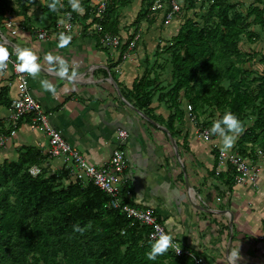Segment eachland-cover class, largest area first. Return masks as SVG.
<instances>
[{"label": "crops", "instance_id": "1", "mask_svg": "<svg viewBox=\"0 0 264 264\" xmlns=\"http://www.w3.org/2000/svg\"><path fill=\"white\" fill-rule=\"evenodd\" d=\"M31 26L42 29L34 20L27 24ZM27 27H23L26 33ZM20 36L18 46L30 47L41 65L36 76L28 74L34 97L51 125L90 163L108 162L118 145V131L129 133L122 149L129 164L125 198L131 204L154 208L167 231L202 264H264V153L259 154L263 150L256 149L248 157L259 171L257 187L236 185L233 171L219 159L221 138L207 141L190 130L183 141L168 130L164 120L168 111L158 102L151 104L153 117L137 107L130 92L146 75L140 48L123 60L120 50L101 46L98 36L85 32L65 47H58L56 37L40 43L36 38L25 42L23 38L29 37L24 32ZM48 54L63 57L75 67L76 79L50 71ZM42 80L55 86V94L44 90ZM1 91L9 92L13 100L17 83L0 72ZM7 115L8 107L0 106L4 127ZM47 145L44 133L22 123L17 136L0 149V160L16 161L24 146L44 154ZM44 165L50 172L59 171L62 162Z\"/></svg>", "mask_w": 264, "mask_h": 264}, {"label": "trees", "instance_id": "2", "mask_svg": "<svg viewBox=\"0 0 264 264\" xmlns=\"http://www.w3.org/2000/svg\"><path fill=\"white\" fill-rule=\"evenodd\" d=\"M88 2H84L83 14L74 12L75 18L84 22L89 20L91 9L85 4ZM19 3L22 7L27 3L25 9H28L37 6L38 0H19ZM11 6V0H0V28L11 12ZM69 6V11L73 12ZM230 9L228 2H218L214 6L219 19L216 28H201L185 16L175 38L174 85L166 95L172 101L171 108L175 109L166 123L173 136L177 131L175 123L185 119V113L176 101L181 91L185 92L184 97L192 103L196 114L207 105L216 108L220 116L225 110H231L240 120L249 109L264 115V82L256 93L252 91L249 74L244 75L231 59L238 52L239 34L244 32L247 24L241 14L230 15ZM183 12L184 9L181 14ZM250 15L254 16L255 23L264 27V7L251 8ZM26 21L27 18L24 26ZM223 81L229 82L232 90L225 89ZM150 85L151 82L142 78L133 85L130 93L136 99L137 107L153 117V97L146 92ZM8 93L0 92V106L9 109L12 100ZM256 100L260 101L259 105ZM159 121L164 123V120ZM0 134L9 135L2 123ZM240 142L238 152L245 157L254 155L256 148L264 149L263 116ZM249 145L251 147L247 148ZM45 162L46 157L40 150L25 147L18 161H6L0 166V187L10 182L14 174L17 188L14 202H10L7 195H0V264H191L189 259L176 257L169 250L157 260H149L146 256L151 243L147 238L148 228L129 221L117 210L108 209L110 197L93 184L83 186L71 182L66 188H58L60 182L67 180L65 174L45 178L46 169L42 176L33 177L29 173L32 166ZM25 167V175H19V169ZM125 202L130 203L127 198ZM87 228L98 233L94 244L85 242ZM59 256L63 263L58 262Z\"/></svg>", "mask_w": 264, "mask_h": 264}, {"label": "rangeland", "instance_id": "3", "mask_svg": "<svg viewBox=\"0 0 264 264\" xmlns=\"http://www.w3.org/2000/svg\"><path fill=\"white\" fill-rule=\"evenodd\" d=\"M107 1L110 10L109 14H106L100 20L98 19L99 24H102L103 32L105 33L117 34L118 32L119 34L117 35L121 37H128L132 40H136V46L132 52L134 53V51L140 48L141 52H138V54L139 57L141 54L140 58L143 59L142 64L144 69H146V75L143 79L147 82H151L146 92H148L147 94L149 96L153 97L154 102H158V106L168 111L167 117L164 119L166 123L168 122L169 116L175 113V109L171 108L172 101L166 96L174 85L172 57L176 53L175 38L180 33V28L185 22V16L193 19L201 28H216L219 19L216 11H214V6H216L218 2H228L231 5L229 14H241L247 24L246 27H244V32L239 34L238 52L231 56L232 61L236 67L244 72V75L249 74L248 80L251 82V90L255 93L259 85L264 82V27L255 23L254 16L250 15L251 8L264 7V0H179L180 4L183 5L184 12L179 18L172 22H167L163 13H151L150 8L153 0ZM50 2L51 0H38L37 6L25 9V7L28 6L27 3L24 5L25 7H22L19 0H11L12 6L10 14L15 17L17 22H22V25L27 18L25 26L34 20L37 27L43 28L45 25H49V27L53 28L59 21L64 19L66 12L70 8V2L69 0H57V9L55 11L49 7ZM82 2V6H84L86 0ZM90 3L91 0L85 4ZM76 19L77 23L82 25V20L79 18ZM222 86L225 89L232 90L230 83L227 81H223ZM184 96L185 92L181 91L176 97V101L180 104V108L185 113V119L180 123H175L177 131L174 135L176 138H181L183 140L186 134H188L190 130H193L197 135L203 137V132L205 130H210L212 122L220 117V113L216 108L206 105L200 114H196L193 110L190 111L189 106L193 107L192 103L186 100ZM255 103L259 105L260 101L256 100ZM262 116L264 119V115H260L259 111L253 112L249 109L246 112L241 120L243 131L238 135L235 146L233 145L235 150L240 148L242 136H244V134L254 126L257 119ZM260 132L261 131H257V133ZM210 136L211 139L214 140L220 138L218 135H214L211 132ZM25 147L26 146L18 151L19 156L15 159L16 161L19 160ZM250 147L251 145L247 148ZM256 149L264 151V149ZM261 153L264 152H259V154ZM6 161L7 163L15 162L0 160V166H3ZM26 170V167L20 168L19 175H25ZM15 184L16 177L12 174V180L0 187V195H7L10 198V202L15 201L17 192ZM69 184L68 181H62L57 187L66 188ZM89 229L90 228H87L88 236L85 242L94 244L96 242L95 237L98 233L95 229L90 231ZM94 252H96L95 249ZM58 262L63 263L62 256L58 257Z\"/></svg>", "mask_w": 264, "mask_h": 264}, {"label": "built area", "instance_id": "4", "mask_svg": "<svg viewBox=\"0 0 264 264\" xmlns=\"http://www.w3.org/2000/svg\"><path fill=\"white\" fill-rule=\"evenodd\" d=\"M87 7L91 9V17L82 25L77 23L74 16L75 11L71 12L68 10L64 19L59 21L55 27L51 28L48 26L36 29L31 26L27 29V33L23 30L22 22H17L10 13L6 15L3 21V28H0V43L8 48L10 58L7 69L0 72L5 75L9 74L10 80L17 83V93L4 120L7 125L5 130L9 132V135L0 134V149L6 148L12 138L17 136L21 124L27 122L31 129L40 130L48 139V145L44 152L46 162L51 160H60L62 162V167L59 171L50 172L44 164L32 166L29 173L33 177L42 176L43 169H46L48 173L44 175L45 178L60 173V175L65 174L67 176L66 181L69 183H80L83 186L93 184L110 197L108 209L117 210L126 216L129 221L138 222L142 227L148 228L147 238L151 241L153 234H158L159 230L169 232L160 222L154 208H141L125 202L124 175L129 168V164L122 146L129 139V133L126 130L118 131V145L113 150L108 162L102 165L90 163L84 154L72 146L61 132L51 125L42 104L32 93L28 74L18 72L14 67L16 59L14 49L18 46L17 41L20 40L22 32L29 37L28 39L23 38L25 42L36 38V41L40 43L47 42L52 37L57 38V34L60 32L71 35L72 39L82 35L84 32L92 37L97 35L103 47L120 50L121 59L127 60L136 46V40L105 33L103 32L102 24L96 22L97 19H102L108 13V1L91 0ZM150 11L152 14L163 13L166 21L172 22L181 15L183 5L180 4L179 0H153ZM41 36H43V39H41ZM189 109L192 111L191 106H189ZM202 136L207 141L211 140L209 131L205 130ZM237 149L222 151V148H219V159L225 162L233 171L236 185L257 187L259 171ZM124 233L125 231H122V234ZM261 240L264 242V236H261ZM176 249H180V251L177 253ZM168 250L176 257L189 259L191 264H202L201 260L191 249L183 246L174 237L173 245Z\"/></svg>", "mask_w": 264, "mask_h": 264}, {"label": "clouds", "instance_id": "5", "mask_svg": "<svg viewBox=\"0 0 264 264\" xmlns=\"http://www.w3.org/2000/svg\"><path fill=\"white\" fill-rule=\"evenodd\" d=\"M69 2L73 11L79 14L85 12L81 0H69ZM49 7L55 11L57 9V0H51ZM41 39H43V36H41ZM57 39L58 47H65L71 42L72 37L65 32H60L57 34ZM14 54L16 57L14 61L16 71L27 73L31 76H36L39 73L41 69L39 58L30 47L17 46L14 49ZM9 58L10 52L8 48L0 43V71L7 69ZM46 59L49 64L52 65L49 70L55 72L57 76L72 81L76 79L78 71L75 67H72L66 59L51 54H48ZM41 85L45 91L55 94L56 88L50 81L42 80ZM209 131L221 138L222 151H227L233 147L238 135L243 131V124L236 113L231 110H225L222 116L212 122ZM172 245L173 235L159 230L158 234H153L150 250L146 252V256L149 260L155 261L158 257L167 252ZM176 251L178 253L180 249H176Z\"/></svg>", "mask_w": 264, "mask_h": 264}]
</instances>
